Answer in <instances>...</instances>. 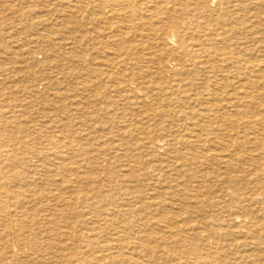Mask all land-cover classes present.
Returning a JSON list of instances; mask_svg holds the SVG:
<instances>
[{
  "label": "bare ground",
  "instance_id": "1",
  "mask_svg": "<svg viewBox=\"0 0 264 264\" xmlns=\"http://www.w3.org/2000/svg\"><path fill=\"white\" fill-rule=\"evenodd\" d=\"M7 14L0 264H264V0H0ZM55 60L64 80L41 83ZM79 202L102 224H72Z\"/></svg>",
  "mask_w": 264,
  "mask_h": 264
},
{
  "label": "rangeland",
  "instance_id": "2",
  "mask_svg": "<svg viewBox=\"0 0 264 264\" xmlns=\"http://www.w3.org/2000/svg\"><path fill=\"white\" fill-rule=\"evenodd\" d=\"M8 15V14H7ZM9 19H11L10 18V16L8 15L7 16V20L5 21V20H3V18H0V49L1 50H3V46H10V45H12L13 46V44H14V41L12 40V39H14L13 38V31H14V29H12L13 27L11 26L12 25V19L11 20H9ZM4 23V24H3ZM6 24V25H5ZM10 25V26H9ZM12 27V28H11ZM4 31V32H3ZM12 36V37H11ZM2 38H3V41H2ZM7 39V40H6ZM13 44H12V43ZM5 43V44H4ZM14 48H16L17 46H13ZM19 47H24V46H19ZM26 47H29V48H26ZM66 47V46H65ZM67 47H70V46H67ZM66 47V48H67ZM39 49V46H25V54L23 55V57H26V56H29V53L31 52V51H34V49ZM30 49H32V50H30ZM67 50V49H66ZM26 55V56H25ZM21 61V59H17L16 58V61H17V64H19L18 63V61ZM55 62V63H54ZM58 61L57 60H55V61H53V62H51V63H49L48 64V66H47V68H46V70H45V72L43 73V74H41V75H38V78L39 79H42V81H41V83H45V82H47L48 81V78L49 79H58V80H64L63 79V75H61V74H59L58 72H59V69L61 68L60 67V65H58V67H56V63H57ZM61 63H63L64 62V60H62V61H60ZM52 67H53V69H52ZM54 67H56V69L54 68ZM48 70V71H47ZM52 75V76H51ZM42 77V78H41ZM45 77H47V79H45ZM71 78H72V80L71 81H74L75 79L71 76ZM39 82V81H38ZM38 82H37V84H38ZM73 83V82H72ZM63 83L61 84V86H60V88H61V91H63L64 89V92H67L68 94H67V96H69V98L67 99V103L68 104H72V103H76V102H79V100H80V98L77 96V93H76V91L74 90V89H72L71 87H69V88H67L65 85H63ZM41 87H43V85H41ZM62 87H64V88H62ZM67 89H68V91H67ZM15 91H16V93H17V95H19L18 96V98H20V99H22L23 101V103H26V100L28 101L29 99H26L25 100V96H23V94L24 95H26L24 92H22L21 91V89H19V88H17V87H15ZM73 91V92H72ZM76 94V95H75ZM72 97V98H71ZM25 101V102H24ZM66 103V105H67V107H69V105ZM32 106V110L33 111H37V105L35 106V103H33V101H31V103H30ZM34 105V106H33ZM35 107V108H34ZM26 114V111H24V114H21L22 116H21V119L25 122V123H27L28 122V119H27V116L25 115ZM36 115V114H35ZM23 116H25V117H23ZM90 123H92V122H90ZM97 128H100V129H97ZM104 128H101V127H95V128H93V129H91V131H92V134L93 135H95V136H98L99 137V139H98V141H97V147H100V144H102L101 145V147H102V151H104L105 150V147H107V145L109 144V141H108V139L110 140V134L108 133V129H104ZM101 133V134H100ZM107 133V134H106ZM99 134V135H98ZM113 135V134H112ZM85 137H88L89 138V136H87V135H84ZM102 138V139H101ZM104 138V139H103ZM90 140V139H89ZM106 142V143H105ZM101 151V152H102ZM76 158H74L73 159V161H71L70 162V166H72V167H76V168H78V166H81V164L79 163L81 160H78V159H76ZM79 163V164H78ZM81 163H82V161H81ZM83 164V163H82ZM84 165V164H83ZM84 166H86V165H84ZM71 174H73V173H71ZM71 178L74 180V179H76V177H75V174H73L72 176H71ZM64 190H66L67 191V188L66 189H64ZM92 194V193H91ZM90 196H92V195H90ZM82 204V205H81ZM80 206H83V207H85V208H83V207H80ZM76 208H79V209H77L79 212H81V214H83V215H78V217L79 218H76V217H72V218H69L70 220H71V223L72 224H74V225H77V224H79V223H81V222H84V221H86V220H88L89 222H91L90 224H91V226H99L100 224H102V222L99 220V218L97 217V214L95 213V211H93V212H91V210L90 209H88V208H86V206L83 204V203H81V202H79L78 203V205H76ZM81 209V210H80ZM85 209V210H84ZM89 213V214H88ZM94 213V214H93ZM88 216V217H87ZM82 217V218H81ZM96 218V219H95ZM69 220V221H70ZM82 220V221H81ZM73 221V222H72ZM93 222H94V224H93ZM96 222H98V223H96ZM86 223V222H85ZM139 225H141L140 223H137V226L135 227V229L139 226ZM73 229H75L76 230V227L75 228H73ZM85 229V227H80V226H78V231H82V230H84ZM159 226H157V225H154V226H151L150 227V229H149V231H159ZM234 229H236V228H234ZM186 230V229H185ZM189 230V229H188Z\"/></svg>",
  "mask_w": 264,
  "mask_h": 264
}]
</instances>
